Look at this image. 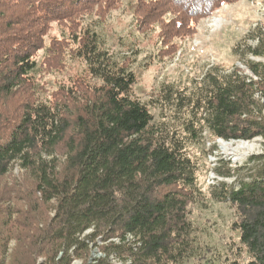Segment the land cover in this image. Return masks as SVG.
Segmentation results:
<instances>
[{"label":"trees","instance_id":"1","mask_svg":"<svg viewBox=\"0 0 264 264\" xmlns=\"http://www.w3.org/2000/svg\"><path fill=\"white\" fill-rule=\"evenodd\" d=\"M99 1L107 8L121 0H0V177L17 161L33 179V194L53 211L41 228L0 218V264L13 238L8 264H36L37 258L44 264H180L192 249L187 210L202 195V169L189 146L204 135L264 140V63L247 58H264L258 26L253 46L242 54L233 49L256 82L236 69L221 74L213 68L189 88L162 85L143 103L132 94L136 77L125 59L85 27L73 41L74 56L95 81L83 99L69 90L60 101L28 94L49 24ZM236 1L135 0V11L161 25V43L171 50L175 40L194 34L195 23ZM152 107L159 110L157 121ZM240 170L246 179L237 177L236 188L221 182L211 193L236 209L245 254L222 264H264V153L244 168L226 163L217 173L230 178ZM94 248L100 257L91 258Z\"/></svg>","mask_w":264,"mask_h":264},{"label":"rangeland","instance_id":"2","mask_svg":"<svg viewBox=\"0 0 264 264\" xmlns=\"http://www.w3.org/2000/svg\"><path fill=\"white\" fill-rule=\"evenodd\" d=\"M104 3L99 1L67 21L49 24L42 48L35 54L38 69L32 76L28 94L34 92L43 100L60 101L69 90L74 99H83L86 89L95 81L87 75L83 61L74 56L73 41L85 27L94 29L117 59H125L136 77L132 94L143 103L149 102L162 85L189 88L213 68L221 74L233 69L246 71L244 59L233 49L238 46L242 54L246 47L254 45L250 38L252 30L257 26L264 28V0H238L195 23L193 35L175 40L176 48L167 50L161 43V25L140 17L135 11V0H121L107 8ZM214 20L220 22L213 24ZM247 58L264 63V58L249 55ZM16 101L19 95L13 104ZM150 112L157 121L158 108L152 107ZM203 137L201 142L188 148V153L197 158L202 169L198 175L202 195L187 210L193 227L192 249L180 264H222L237 253L241 254L240 259L245 258V254L239 252V233L234 227L239 219L236 209L228 202L212 199L211 193L221 182L236 188L237 177L246 179L245 170L230 178L220 177L217 170L223 171L226 163L232 169L244 168L251 156L264 153V140L225 142L210 140L208 135ZM220 142L233 147L238 142H250L253 147L249 151L237 150L232 155L221 149ZM32 189L33 179L17 161L0 177V218L7 220L8 225L30 224L41 228L50 220L52 203L41 204L39 195L33 194ZM16 244L14 238L9 241L4 255L6 264ZM100 256L97 249H92L91 258ZM36 264H44L43 258H37Z\"/></svg>","mask_w":264,"mask_h":264},{"label":"bare ground","instance_id":"3","mask_svg":"<svg viewBox=\"0 0 264 264\" xmlns=\"http://www.w3.org/2000/svg\"><path fill=\"white\" fill-rule=\"evenodd\" d=\"M218 22H220V21L214 20L213 24H216ZM219 145L223 151H226L232 155H234V153H236L237 150L249 151L253 147V144H251L250 142H238L236 147H233V145L230 143H224V142H220Z\"/></svg>","mask_w":264,"mask_h":264},{"label":"built area","instance_id":"4","mask_svg":"<svg viewBox=\"0 0 264 264\" xmlns=\"http://www.w3.org/2000/svg\"><path fill=\"white\" fill-rule=\"evenodd\" d=\"M241 70L244 69L243 67L240 68ZM246 71H239L240 74L245 75L248 78V81L256 82L257 78L253 76L248 69H245Z\"/></svg>","mask_w":264,"mask_h":264}]
</instances>
